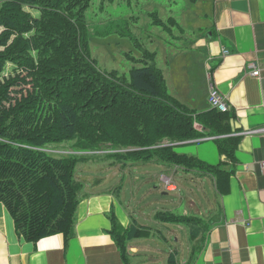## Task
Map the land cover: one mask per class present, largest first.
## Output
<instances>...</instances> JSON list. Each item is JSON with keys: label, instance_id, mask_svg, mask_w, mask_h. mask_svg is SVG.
Wrapping results in <instances>:
<instances>
[{"label": "trees", "instance_id": "16d2710c", "mask_svg": "<svg viewBox=\"0 0 264 264\" xmlns=\"http://www.w3.org/2000/svg\"><path fill=\"white\" fill-rule=\"evenodd\" d=\"M94 3L0 0V201L28 241L63 233L68 244L84 188L76 177L81 162L154 161L210 175L221 193L230 188L234 168L228 161L210 164L162 140L215 136L220 154L233 162L240 140L231 128L234 109L198 112L182 103L170 93L162 70L148 64L156 57L150 50L144 52L146 63L133 66L128 76L101 70L91 49L88 13ZM154 18L168 25L157 12ZM169 21L171 31L182 28L175 17ZM63 142H72L74 150L53 148ZM106 144L111 151L99 153ZM110 218V234L130 264L129 243L153 229L137 219L123 226L114 208ZM154 219L185 226L193 254L209 229L195 214L163 210ZM168 261L177 264L173 251Z\"/></svg>", "mask_w": 264, "mask_h": 264}, {"label": "crops", "instance_id": "0c3cea01", "mask_svg": "<svg viewBox=\"0 0 264 264\" xmlns=\"http://www.w3.org/2000/svg\"><path fill=\"white\" fill-rule=\"evenodd\" d=\"M202 1L205 5L199 10L200 5H196L197 11L209 17L210 22L200 27L205 33L200 32L191 41L193 49L188 47L174 54L173 60L180 57L182 61L177 74L171 72L170 84L166 79L168 89L182 103L202 112L210 109L211 80L236 113L231 128L240 140L233 162L220 154L214 138L175 142L186 147L185 153L192 152L205 162L228 161L234 172L230 188L224 193L218 190L213 177L202 175L208 176L217 189L210 220L205 217L208 233L200 239L196 254L191 250L192 243L181 259L180 251H172L177 264H264V72L255 77L247 68L257 55L264 56V0ZM226 49L228 54L224 53ZM180 76H184L188 86L181 85ZM81 182L85 187L68 244L63 233L26 240L17 233L13 217L0 201V264H126L110 234L111 209H115L118 221L125 227L134 216L121 209V196L116 199L114 195L117 189L100 190L96 184L91 189L87 180ZM136 245L140 244L133 240L129 248Z\"/></svg>", "mask_w": 264, "mask_h": 264}, {"label": "rangeland", "instance_id": "374dc122", "mask_svg": "<svg viewBox=\"0 0 264 264\" xmlns=\"http://www.w3.org/2000/svg\"><path fill=\"white\" fill-rule=\"evenodd\" d=\"M103 2L102 5L101 0H95L88 13L92 55L97 60L98 67L105 71L117 70L121 75L128 76L133 66L146 63L144 52L150 50L156 57L148 64H155L160 68L168 84L171 82V72L177 74L182 61L180 57L173 60L174 54L183 52L188 47L193 49L191 41L198 38L200 32L204 34L205 30L200 27L210 22L209 17L197 11L196 5H200L198 10L205 5L202 0ZM156 12L169 26V18L175 17L182 28L177 27L178 25L173 26L172 31L167 28L168 25L164 28L163 24L155 22ZM179 78L182 86H188L184 76ZM193 85L198 86L197 83ZM179 142L184 144L186 141ZM172 143L174 142L168 139L162 140V145H173ZM104 146V149H108L110 144ZM53 148L61 151L74 150L72 142L54 144ZM175 150L185 153L186 147L179 145ZM91 152L93 151H86ZM100 153L105 154L103 151ZM186 153L192 155V152ZM122 164L99 158L81 162L76 167V177L80 181L87 180L91 189L95 184L100 190L117 189L120 195L114 194L115 198L121 196V209L134 216L132 221L137 219L140 224L152 227L149 237L135 239V243L140 245L129 248L131 263L169 264L168 257L172 250L180 251L181 259L188 253L192 243L187 228L158 222L154 219V214L169 210L178 214H195L210 220L212 209L216 206V187L211 181L212 177H200L198 172L184 171L178 166L160 167L152 161L130 160ZM93 180L97 182L94 183ZM165 181L170 184H165ZM132 256H135L134 260Z\"/></svg>", "mask_w": 264, "mask_h": 264}, {"label": "built area", "instance_id": "2783aa9c", "mask_svg": "<svg viewBox=\"0 0 264 264\" xmlns=\"http://www.w3.org/2000/svg\"><path fill=\"white\" fill-rule=\"evenodd\" d=\"M228 50H224L225 54H228ZM247 68L251 75L255 77H261L264 72V56L261 57L257 55L253 60L247 64ZM210 77V73L208 74ZM209 96L208 101L210 105L218 110L225 111L230 108V103L228 102L227 96L222 94L219 89L216 87L215 83L210 80L209 83ZM262 167L264 168V161L262 162Z\"/></svg>", "mask_w": 264, "mask_h": 264}]
</instances>
